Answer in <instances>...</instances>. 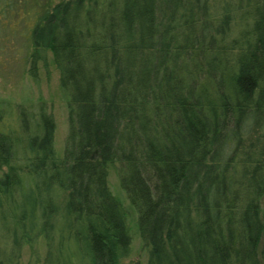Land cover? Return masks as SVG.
Here are the masks:
<instances>
[{
  "label": "trees",
  "instance_id": "16d2710c",
  "mask_svg": "<svg viewBox=\"0 0 264 264\" xmlns=\"http://www.w3.org/2000/svg\"><path fill=\"white\" fill-rule=\"evenodd\" d=\"M67 96L22 139L0 108V264H121L128 213L147 264H263L264 0H0ZM2 16V15H0ZM20 140V142H19Z\"/></svg>",
  "mask_w": 264,
  "mask_h": 264
},
{
  "label": "rangeland",
  "instance_id": "374dc122",
  "mask_svg": "<svg viewBox=\"0 0 264 264\" xmlns=\"http://www.w3.org/2000/svg\"><path fill=\"white\" fill-rule=\"evenodd\" d=\"M0 15V108L4 110L6 123L16 131L18 139L21 140L24 131L21 113L25 111L32 129L43 109L55 121L54 146L57 153L62 155L69 131V111L67 96L60 85V72L49 53L48 64L41 65L38 74L32 75L29 59L32 50L29 38L30 22L28 25L21 17L11 18L2 13ZM108 182L112 193L122 202L128 213V225L132 235L131 251L122 258L121 264H147L149 245L140 235L137 214L121 186L116 165L110 168ZM46 253L45 242L41 239L38 243L40 262H35L32 249L25 245L21 264H41ZM261 255L264 264V238Z\"/></svg>",
  "mask_w": 264,
  "mask_h": 264
}]
</instances>
